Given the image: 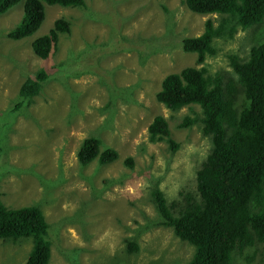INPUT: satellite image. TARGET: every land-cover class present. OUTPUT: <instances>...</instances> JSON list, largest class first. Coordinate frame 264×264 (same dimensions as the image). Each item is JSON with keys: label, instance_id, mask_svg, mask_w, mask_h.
<instances>
[{"label": "rangeland", "instance_id": "1", "mask_svg": "<svg viewBox=\"0 0 264 264\" xmlns=\"http://www.w3.org/2000/svg\"><path fill=\"white\" fill-rule=\"evenodd\" d=\"M84 2L43 3L38 29L18 40L4 34L20 20L23 0L0 13V118L16 104L26 77L41 68L49 73L32 102L0 123V198L8 207L41 209L53 238L49 264H184L192 246L171 227L154 224L149 190L155 179L168 196L184 183L191 186L208 139L197 123L177 127V115L188 108L173 113L155 92L166 73L195 65L196 54L179 41L199 34L215 15L193 12L183 0ZM60 16L70 21V31L60 33L56 49L42 59L31 42ZM257 36L264 37V23L238 30L229 41L215 39L217 54L207 56L205 66L227 69L225 54L245 57ZM155 114L168 120L179 143L174 153L167 142L148 140ZM91 134L101 148L116 149L118 158L80 165L77 148ZM127 157L132 167L124 163ZM126 238L138 243L137 252H126ZM6 239L0 238V264H20L31 238Z\"/></svg>", "mask_w": 264, "mask_h": 264}, {"label": "trees", "instance_id": "2", "mask_svg": "<svg viewBox=\"0 0 264 264\" xmlns=\"http://www.w3.org/2000/svg\"><path fill=\"white\" fill-rule=\"evenodd\" d=\"M19 1L0 0V13ZM183 2L193 12L215 17L205 20L199 34L180 39L182 50L196 54L195 65L166 73L155 98L173 113L187 107V113L177 115L176 126L197 123L208 139V149L193 169L192 187L184 183L168 196L158 179L152 181L149 195L157 217L154 224L171 227L176 237L192 246L184 264H264V37L254 38L245 57L226 53L227 69L211 71L204 64L207 56L217 54L215 39L229 41L238 30L264 23V0ZM43 3L85 6L84 0H23L20 20L4 35L18 40L34 33L44 19ZM70 24L66 17H56L47 33L32 40L33 52L47 59L56 49L60 33H69ZM48 78L43 68L26 77L16 104L3 111L6 115L0 123L26 108ZM168 125L164 115H153L146 128L148 140H163L174 153L179 143ZM101 145L98 135L85 137L76 152L80 165L94 159L106 164L118 158L116 149ZM124 163L132 167L130 157ZM48 228L38 206L8 207L0 198V238H31L20 264H49L53 238ZM125 248L137 252L139 246L126 238Z\"/></svg>", "mask_w": 264, "mask_h": 264}]
</instances>
